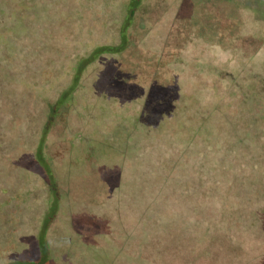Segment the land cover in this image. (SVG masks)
Wrapping results in <instances>:
<instances>
[{"label": "rangeland", "instance_id": "rangeland-1", "mask_svg": "<svg viewBox=\"0 0 264 264\" xmlns=\"http://www.w3.org/2000/svg\"><path fill=\"white\" fill-rule=\"evenodd\" d=\"M124 1L0 0V264L42 254L39 235L52 196L34 158L36 141L71 87L78 57L120 36ZM259 100L264 0H142L125 50L89 66L47 127L46 157L68 189L45 236L47 264H160L145 244L173 218L177 230L184 223L189 232L165 243L171 264H264V191L252 182L264 181V120L242 122L259 112ZM215 107L232 118L224 136H248V151L212 136L204 143L154 135L156 113L190 124L192 114L214 120ZM117 128L126 138L138 130L136 145L148 148L123 162L122 189L131 195L141 182L135 169L153 170L156 164L146 161L158 148H192L177 156L185 173L194 167L201 176L204 170L226 178L224 191L209 196L207 221L204 214L177 218V211L154 210L151 222L126 192L119 195L116 147L108 156L87 155L84 144L93 131L109 140ZM195 232L210 235L198 244Z\"/></svg>", "mask_w": 264, "mask_h": 264}, {"label": "trees", "instance_id": "trees-1", "mask_svg": "<svg viewBox=\"0 0 264 264\" xmlns=\"http://www.w3.org/2000/svg\"><path fill=\"white\" fill-rule=\"evenodd\" d=\"M142 0H125L120 7L121 13V23L119 27L120 36L114 43H102L93 47L84 57H78L76 62L75 72L72 76L71 87L61 94V96L57 99L56 104L51 108V113L49 116V121H47L41 130L43 133L39 140L36 141V147L34 152V158L37 161V164L40 166L41 173L45 178V184L49 189V192L52 196V201L49 206V210L44 217L43 226L39 235V246L41 249L42 256L38 259H18L9 262L8 264H47L49 259L48 253L49 249L45 241V236L47 230L50 227L51 222L56 218L57 212L61 205V201L63 195L68 193V189L62 188L58 182H56V176L53 173L52 166L46 157L47 148H44V137L47 131V127L50 125L51 120L56 115L58 107L63 106L70 98V93L74 89L78 87L80 79L89 66H91L94 62H96L101 56L104 54H117L121 53L125 50L128 43V28L130 23L133 21L134 13L141 5ZM260 104L259 112L254 113L251 112L247 116H244L242 122L245 124H260L262 120H264V101H257ZM242 106V103L239 107ZM246 106L249 105L246 103ZM215 110L219 113L215 114L213 117L214 120L208 119L204 114H192L191 115V123L187 124L184 121H180V119L173 116L172 119H168L166 114H157V127L155 136L158 138V135L165 138L167 141H176L178 137H185L187 140L192 141H202L205 143L208 137L212 136L213 138H221L228 139L230 141H239L243 146V149L246 151L249 150V137L248 136H224L222 133L223 127L227 124L232 123V118L228 115L222 113V110L218 107H215ZM190 119V118H189ZM173 123L177 124V127H173L171 129L170 125L174 126ZM140 132L137 130L135 133L128 138L125 136V132H121L120 128H117L115 132L110 136L109 140L106 138L97 137V133L95 131L91 132L90 138H87V142H85L86 154H92L95 150L104 156L109 155V151L111 148L116 147L117 154L119 155L120 164L116 167V171L118 173V190L119 195L122 193L125 194V190L122 189V179L123 177V167L126 159L131 156H135L140 150L148 149L145 143H142L141 146H137L134 140V137L138 135ZM152 131H145L143 136H149ZM164 133V135H163ZM153 135V136H154ZM136 137V139H137ZM129 140L131 142L129 143ZM134 141V142H133ZM259 143H261L259 141ZM135 151L131 152V149ZM188 152L192 153V148H186L185 150L182 148H178L175 151L167 152V150H163L158 148L156 150H149V158L150 161H146L148 163L153 162L156 164L153 170L147 169L143 170L139 168L135 169L137 177L141 180L140 183L135 184L137 186L136 191L131 195H128V199L131 204L135 206H139L142 215L148 218L149 221L152 222V213L155 211L162 213H175L176 211L179 213L178 217H181L185 211L189 213H198L204 214L205 218L202 222L208 220V200L210 195H216V193L221 194L222 190L224 191L223 184L226 180H216L213 176L210 175L207 171H202L203 176L199 175L197 170L194 167H190L188 173H185V167L183 168L182 163H180L177 159L179 155H186ZM143 153V152H142ZM189 153V154H191ZM245 153V152H244ZM205 156L208 157L209 152L204 151ZM141 156V155H140ZM144 161L145 156L140 157ZM140 164V163H138ZM104 172L111 173L109 167L104 166ZM115 171V170H114ZM154 171L153 173H151ZM156 172V173H155ZM68 174V173H66ZM252 182L257 183L258 185H262L264 191V181L252 179ZM186 188V190H185ZM261 189V188H259ZM185 190V191H184ZM120 200V199H119ZM121 201V200H120ZM170 203V204H168ZM168 204V205H167ZM184 209V211H183ZM170 210V211H169ZM180 211V212H179ZM171 212V213H170ZM106 214L104 218H106ZM210 219V218H209ZM153 222H157V218H153ZM199 219V223H202ZM177 220L175 218L166 220L165 224H163V228L161 234L158 235V238L150 236L149 242L147 240L145 247L148 246L150 250H153L151 256H154L153 261L158 256V262L160 264H171L169 260H167L166 251L167 244L166 242H172V240L183 239L185 234L183 232H189L186 228V224H179V229L177 230ZM207 225V224H206ZM204 226V230L208 228V226ZM206 227V228H205ZM210 227V226H209ZM177 230V231H175ZM180 231L181 237H178L177 232ZM180 233H178L180 235ZM198 234L195 232L194 241L195 243H200L204 238L209 237L204 235L202 232ZM201 235V239L200 236ZM166 236V238L164 237ZM178 237V238H177ZM152 239V240H151ZM169 239V241H168ZM153 240L157 241L156 243L152 242ZM164 245V246H163ZM177 251L178 248H177ZM186 264H188L186 262Z\"/></svg>", "mask_w": 264, "mask_h": 264}, {"label": "flooded vegetation", "instance_id": "flooded-vegetation-1", "mask_svg": "<svg viewBox=\"0 0 264 264\" xmlns=\"http://www.w3.org/2000/svg\"><path fill=\"white\" fill-rule=\"evenodd\" d=\"M131 23H132V22H131ZM131 23H130V24H131ZM41 256H42V254H40L39 258H40Z\"/></svg>", "mask_w": 264, "mask_h": 264}]
</instances>
